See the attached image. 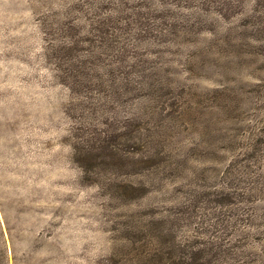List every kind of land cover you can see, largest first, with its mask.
I'll list each match as a JSON object with an SVG mask.
<instances>
[{"label":"rangeland","instance_id":"obj_1","mask_svg":"<svg viewBox=\"0 0 264 264\" xmlns=\"http://www.w3.org/2000/svg\"><path fill=\"white\" fill-rule=\"evenodd\" d=\"M194 253L264 264V0H0V264Z\"/></svg>","mask_w":264,"mask_h":264},{"label":"trees","instance_id":"obj_2","mask_svg":"<svg viewBox=\"0 0 264 264\" xmlns=\"http://www.w3.org/2000/svg\"><path fill=\"white\" fill-rule=\"evenodd\" d=\"M208 259V260H207ZM204 254L201 253H194V255L192 256H185V257H181L176 264H206L207 262L210 263L211 258H208ZM224 261V263L226 262L225 260L219 259L218 263H222Z\"/></svg>","mask_w":264,"mask_h":264}]
</instances>
